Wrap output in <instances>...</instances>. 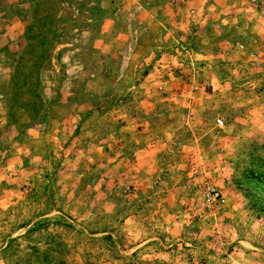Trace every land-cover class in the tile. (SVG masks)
<instances>
[{
  "label": "rangeland",
  "instance_id": "1",
  "mask_svg": "<svg viewBox=\"0 0 264 264\" xmlns=\"http://www.w3.org/2000/svg\"><path fill=\"white\" fill-rule=\"evenodd\" d=\"M0 264H264V0H0Z\"/></svg>",
  "mask_w": 264,
  "mask_h": 264
},
{
  "label": "built area",
  "instance_id": "2",
  "mask_svg": "<svg viewBox=\"0 0 264 264\" xmlns=\"http://www.w3.org/2000/svg\"><path fill=\"white\" fill-rule=\"evenodd\" d=\"M218 124L221 125V122L218 121ZM209 194L212 196L213 199H217L219 197V194L214 189H211Z\"/></svg>",
  "mask_w": 264,
  "mask_h": 264
}]
</instances>
